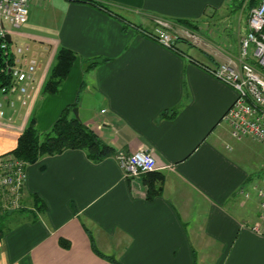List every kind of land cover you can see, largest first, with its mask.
Segmentation results:
<instances>
[{
  "label": "crops",
  "instance_id": "obj_1",
  "mask_svg": "<svg viewBox=\"0 0 264 264\" xmlns=\"http://www.w3.org/2000/svg\"><path fill=\"white\" fill-rule=\"evenodd\" d=\"M98 1L106 9L81 0L31 2L12 40L34 48L39 88L25 108L0 96V156L15 148L31 115L44 132L73 104L114 154L93 162L69 150L28 165L27 209L8 223L18 228L0 241V264H264V236L233 205L249 176L223 122L236 93L203 68L238 55L222 32L235 18L232 7L227 0ZM156 18L175 29L184 27L178 20L190 22L209 49L183 40L176 50L160 46L144 34ZM62 48L75 63L59 92L45 95ZM41 112L52 117L40 120ZM139 150L153 156L163 178L152 200L144 177L127 180L115 158Z\"/></svg>",
  "mask_w": 264,
  "mask_h": 264
},
{
  "label": "built area",
  "instance_id": "obj_2",
  "mask_svg": "<svg viewBox=\"0 0 264 264\" xmlns=\"http://www.w3.org/2000/svg\"><path fill=\"white\" fill-rule=\"evenodd\" d=\"M33 1L38 0H0V49L6 57L2 72L9 77L8 84L0 87V94L8 98L6 102L10 108L15 106V102L9 99L12 97L21 107H29L39 88L38 61L30 55V46L15 44L12 40V36L27 22ZM154 24V30L144 34L166 49L176 50L179 40L193 47L209 49L208 44L193 30L175 29L159 18L154 19ZM6 35L10 36V42L5 39ZM203 68L236 93L234 102L223 116L230 136L237 140L250 138L264 145V0L250 12L247 31L240 40L237 57H229L217 65ZM3 108L0 103V119L5 117ZM115 158L126 179L156 170L153 156L145 150L132 154L118 153ZM0 162L10 165L7 171L0 168V190L6 192L11 204L14 195H21L24 188L27 165L11 156L1 157ZM255 191L260 199V208L264 211V190L255 188ZM3 201L6 202L5 197ZM252 230L264 236V226H252Z\"/></svg>",
  "mask_w": 264,
  "mask_h": 264
},
{
  "label": "trees",
  "instance_id": "obj_3",
  "mask_svg": "<svg viewBox=\"0 0 264 264\" xmlns=\"http://www.w3.org/2000/svg\"><path fill=\"white\" fill-rule=\"evenodd\" d=\"M81 1L89 2L106 9V6L98 0ZM261 1L262 0H249L248 5L250 8H253ZM178 23L184 26V28L192 30L193 25L190 22L178 20ZM5 58L3 51L0 49V87L8 84L9 77L2 72L6 66ZM75 60L76 55L74 52L64 48L58 50L55 55L53 66L49 71L50 74L42 88L43 94L55 95L59 92L60 85L69 75ZM95 65L96 62H93L89 64V68ZM75 107V104L65 107L52 124L50 130L43 134L37 130L35 119L31 118L19 135L15 148L1 157L11 156L17 160L23 161L28 166L36 163L42 157L60 155L69 150H83L88 159L93 162H99L106 157L112 156L114 154L113 149L104 144L88 126L74 118L72 109ZM142 177H144V182L147 187V199L152 200L153 197L159 196L163 180L162 176L152 172L144 174ZM5 194V191L3 192L0 190V204L8 208L10 207V202ZM21 194H23V191ZM1 197H5V203H1ZM33 203L39 210H45L46 208L43 201L37 196H33ZM3 229L4 227L0 218V241L2 239ZM90 241L93 251L97 255H100L95 249L93 241ZM60 243L63 247H68L67 243Z\"/></svg>",
  "mask_w": 264,
  "mask_h": 264
},
{
  "label": "rangeland",
  "instance_id": "obj_4",
  "mask_svg": "<svg viewBox=\"0 0 264 264\" xmlns=\"http://www.w3.org/2000/svg\"><path fill=\"white\" fill-rule=\"evenodd\" d=\"M248 3L249 0H227V5L229 4L230 8L232 7V13L235 15V18L232 20V24L230 23L228 25L227 20L223 23L222 27L224 31L222 32H225V36L228 38L226 44H228V46L232 49L231 52H234L233 54L235 55L239 52L240 40L247 31L248 18L251 10L254 8H250ZM34 13L38 14L37 10H34ZM226 30L228 31L226 32ZM32 51L33 53L35 52L33 47L30 48L31 56H33ZM49 74L50 73L48 71L47 76ZM0 96L2 95L0 94ZM43 113L44 112L38 114L40 115V120L44 117L45 120H50L52 116H48V114ZM34 117V115H31V118ZM48 130H50V128ZM47 131L40 132L43 134ZM232 143L234 144V154L237 162L249 173L245 184L238 190L237 196L233 200V205L238 211L243 210L247 215L249 214L250 216H253L254 219L253 222L250 223L251 226H264V211L260 208V199L255 191V188H258V190H264V145L253 141L250 138H242L240 140L232 138ZM11 161L13 162L14 159ZM11 161H8L7 163H11ZM9 166L10 165L8 164L3 165L2 162H0V168L5 171L8 170ZM1 203H4L3 198L1 199ZM9 205L10 207L6 208L5 205L0 204V218L4 227L2 239L7 236H11L14 233V230L18 228V224L8 225V223L15 221V216L20 211H25L27 209V205L23 203L22 194L16 196L14 195L13 201H11V204Z\"/></svg>",
  "mask_w": 264,
  "mask_h": 264
},
{
  "label": "water",
  "instance_id": "obj_5",
  "mask_svg": "<svg viewBox=\"0 0 264 264\" xmlns=\"http://www.w3.org/2000/svg\"><path fill=\"white\" fill-rule=\"evenodd\" d=\"M5 39L7 40V42H10V36L9 35H6ZM72 113H73L74 118L79 120L77 109H73Z\"/></svg>",
  "mask_w": 264,
  "mask_h": 264
}]
</instances>
